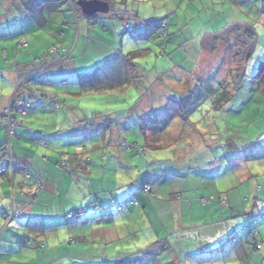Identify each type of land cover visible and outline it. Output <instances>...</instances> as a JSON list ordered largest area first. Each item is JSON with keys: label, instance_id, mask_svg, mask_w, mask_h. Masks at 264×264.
I'll return each mask as SVG.
<instances>
[{"label": "rangeland", "instance_id": "obj_1", "mask_svg": "<svg viewBox=\"0 0 264 264\" xmlns=\"http://www.w3.org/2000/svg\"><path fill=\"white\" fill-rule=\"evenodd\" d=\"M104 1L112 5L110 12L98 14L96 21L83 13L78 18L69 5L57 13L45 12L42 29L18 0H0V103L16 85L15 62L38 59L36 66L44 68L41 80L30 84L42 97L32 101L29 117L23 119L26 125L12 139L15 149L32 148V140L43 135L61 146L58 155L70 160L67 167L49 168L46 175L45 191L52 184L59 188L51 201L39 203L48 215L45 235L17 236L15 225L26 224L27 219L16 217L0 250L17 254L13 263H5L9 256L1 253L0 264H264V248L257 251L251 245L253 230L264 245V98L254 79L264 62V0ZM149 18H156L162 27L148 24ZM237 22L250 27H240L244 30L236 34L233 29L234 36L226 38L222 32ZM245 30H254L256 39L251 40ZM220 34L222 40L213 41ZM68 50L71 58L60 61ZM140 50H147L146 55L134 59L139 67L131 71L143 76L136 82L139 87L128 85L122 93L84 91L82 74H95L106 65L105 75L113 68L129 75L124 57ZM247 52L252 55L246 61ZM115 56L120 59L112 64ZM244 71L247 78L235 91L231 86L241 82ZM235 73L239 75L233 79ZM197 75L213 91L203 88L206 99L188 119L183 108V119L171 120L174 143L167 140L168 150L145 149L144 133L152 115H140L138 102L148 85L153 84L149 92L154 95L182 96ZM160 82L166 85L164 93ZM228 82L235 97L216 110V95L224 93L222 85ZM57 100L59 108L54 106ZM56 123L61 132L55 131ZM2 139L0 134V145ZM75 157L87 172L75 169ZM163 158L171 160L170 188L185 190V195L162 210L168 227L159 235L166 239L160 240L148 230L154 215L143 188L151 168L161 171ZM38 164L45 167L39 160ZM130 178L135 181L125 184ZM16 181H24L21 172ZM1 184L0 179V221L5 212L12 213L14 204L7 196L12 184ZM121 184L124 187L117 190ZM13 192L21 199L18 190ZM134 199L137 206L130 204ZM78 210L83 214L69 218ZM71 239L78 242L70 243ZM148 252L152 254L144 258Z\"/></svg>", "mask_w": 264, "mask_h": 264}, {"label": "trees", "instance_id": "obj_2", "mask_svg": "<svg viewBox=\"0 0 264 264\" xmlns=\"http://www.w3.org/2000/svg\"><path fill=\"white\" fill-rule=\"evenodd\" d=\"M79 1L80 0H43V1H41V3L40 2L38 3V5H40V6L37 9H39L41 12L42 11H48V12L54 13V12L60 11L64 7L70 5L72 7L73 12H75L77 14L78 18H80L81 17L80 14H82V11H81L80 6L78 5ZM33 2H35V1H33V0L29 1V3H33ZM84 18H86L87 20H91V21H96L98 19L97 16H94V17L84 16ZM151 24H153V23H151ZM159 26H162V25L159 24ZM243 30L244 29L237 28L236 32H242ZM245 35H247L251 40L256 39V32L254 30H252V31L245 30ZM146 51L145 50L132 51L128 54V56L126 57V60H127V64H128L127 68H129L128 69L129 75L127 74L126 76L125 75L119 76V74H117V71H110V74L105 75L106 74V68L104 66L99 67L95 74H82L81 79H82V77L84 78V79H82L83 80V82H82L83 86L82 87H83L84 91H89L91 93H94V92L95 93H98V92L104 93V91L112 89L114 91H119L120 93H122V92H126V90H124V89L128 85L130 87L131 86L138 87V84H136V82L138 79H142L143 76H139V74H140V72H139L138 76L136 77L134 74L132 75L131 71H132V69L139 67V65L136 63V61L134 59H136L138 56L146 55ZM70 54L71 53L68 50L66 53H64L62 58H60V61H63L67 58L70 59L71 58ZM251 55H252V52L246 53V57H247L246 61L250 59ZM46 56H48V55L45 54L43 57H46ZM133 71L135 72V70H133ZM232 71H233V68L231 69V73H232ZM235 75H236V73H235ZM235 75H234V77H232L233 79L238 77L237 75H239V74H237L236 76ZM240 76H241L240 80H238V81H241V82H235L238 86L235 84L236 85V87H235L234 83L231 86V87H233V89H235V91L238 89L239 86L242 85V82L245 81L247 78L245 71H244V73H241ZM31 78L32 77H27L26 79L19 81V83H17V85H16L17 88H19V92H17L16 94H14L10 98L9 103L12 106L17 105L19 103H22L24 105L29 104V108L26 109L25 115H22L20 112H14L13 119H15V121L18 124L16 127L13 128L15 132H14V135L12 137H10L8 135V128L5 126L4 121H2V125L4 124L2 127L5 130V135L3 134L2 144L0 145V168H3V169L5 168L6 171L0 173V177L7 178L8 181L11 182L12 188H13V190H11V193H12L11 198L14 199V204H13L12 213L9 214L8 211L5 212V214L3 215L5 217V219L0 221V236L6 231L7 228H11L10 227L12 225L11 222L16 217L24 219L26 217V215L24 213H25V211H27L28 207H32V206H35L36 204L40 203L41 196L46 190L45 176H44L42 170L40 169L39 171H36L33 166H40L38 164V160H41V162L43 161L45 163H51V156L44 155L43 157H40L39 154L37 153V151L34 150L32 146H30L32 148L25 150L26 154L25 153L20 154L15 149V146H14L15 141L12 140L13 138L17 139L18 128L23 127L24 124L26 125V122L23 119L26 120V118L29 117L30 109L32 108V101L36 100L38 97H42L41 92L37 93L35 90L31 89V87H30ZM254 79H255L256 85H257L256 89L259 91L261 97L264 98V62L261 63L259 70H258L256 76L254 77ZM107 83L109 86H107ZM224 83L222 85L223 86L222 89H225L224 93L217 94L216 98L214 100V105H215L216 110L223 109V107H225L227 104H229L235 97V94H233L231 91L232 88L228 89L229 82L226 85H224ZM85 85H86V87H85ZM159 85H161V84L159 83ZM152 86H153V84L151 85V87ZM203 88H206L207 90H211V92L213 91V86H211V84H209L207 86L203 85V79H200V84L198 86L192 85L191 88H189L186 92H184L182 94V96H172V98L174 100V104L176 107L179 108L180 112L183 110V108L186 109V111H185L186 114H183V116H185V120L188 119L189 115L192 113V111L195 109V107L197 105H199L201 101H204V99H206V98H204V96H206L205 92H202V90H204ZM165 90H166V85H163L161 92L164 93ZM196 91H198V93L200 95H197V96L194 95V93ZM107 92H109V91H107ZM47 98L50 101L54 100L50 96ZM195 101H198L199 103L195 104L194 103ZM54 105L56 106V108H59V107H61V102H59L57 100V101H55ZM7 107H9V105ZM7 107L4 109L6 110ZM4 115L5 114L3 113L2 119H4L3 118ZM180 118H181V114H180ZM153 121H155V118L152 116L150 118V121L147 123L146 127L148 126V124L152 123ZM159 122H160V120H159ZM169 122L171 123V121H169ZM167 123L168 122H166V124ZM158 125H160V124H158ZM157 128H158V126H157ZM32 132L33 131H31V133ZM58 132H61V131H58ZM40 133H42V132H40ZM32 142L38 146H41V148H43L46 151H47V149H49L48 152H51L53 154L58 153L57 150L59 148L61 149V146L59 144H58L59 146L58 145L56 146L55 143L48 141L43 135H40L38 138L33 139ZM19 145H20V143H19ZM141 150H142V148H141ZM7 151H9V153H6ZM60 154H63V153H60ZM2 160H3V162H2ZM68 164H69L68 161L63 159V158H61L60 160L56 161V163H54V165L56 167H61V168L67 167ZM20 172L24 175V181L20 182L21 188L19 189V195H20L19 197H22V199L17 198L18 194L13 192L14 190H16V186H15L16 175ZM31 180H33V183L30 184L29 181H31ZM146 185H151L153 188V184L151 182L145 183L144 187ZM26 188H29V189L26 190ZM143 192H144V188H143ZM130 204H131V201H130ZM121 205L124 206L125 204L123 203ZM121 205H119V206H121ZM20 209H22V210H20ZM74 214L82 215L83 211L78 210V211H76V213H70L69 215H72V217H73ZM74 242H78V241L75 239L70 240V243H74ZM258 243L263 244V242H260L258 240L257 231L253 230L252 231V244L251 245L254 246V248L257 251H260L264 248V246L259 250L256 248Z\"/></svg>", "mask_w": 264, "mask_h": 264}, {"label": "crops", "instance_id": "obj_3", "mask_svg": "<svg viewBox=\"0 0 264 264\" xmlns=\"http://www.w3.org/2000/svg\"><path fill=\"white\" fill-rule=\"evenodd\" d=\"M18 1H19V6L21 8H23L24 11H26V13L28 14L29 17H32L36 21V23H37L39 28L43 29L44 26H45V20H44L43 14L45 12H48V11H42L41 12L39 9H37L40 6V5H38V3L39 2L41 3V1H43V0H33V1H35L33 3H29V1H31V0H18ZM60 11H57V12H60ZM57 12H54V13H57ZM51 13H53V12H51ZM76 16H77V14H76ZM136 20H140L139 16H136ZM156 20H157L156 18H149L146 21L150 25L159 26V22L156 21ZM138 22H140V21H137V23ZM151 23H153V24H151ZM145 26H146V24H145ZM161 27L162 26H160V28ZM229 27L230 28H228L227 30H224L222 32V33H226L227 34L226 38L231 37V35H232V37L234 36L232 34L233 31H234L233 29H235V34L238 33V32H236V27L237 28L250 27V25L245 23V22H243V23H238L237 22L236 24L231 25ZM221 35L222 34H220L217 38L214 37L213 41L215 39L222 40ZM116 58H119V56H115V57L110 59V61H112V64L113 63H118ZM37 60L38 59H36V61L28 60V62L22 63V64L15 62L16 65H17L16 70L18 72V76L16 77L17 78L16 85H17V83H19V81H21L23 79H26L27 77H32L31 80H30L31 82L33 80H37L39 75L44 73V71H43L44 68L39 69L36 66ZM124 62H127L125 57H124ZM102 66H104L106 68V65H100L99 67H102ZM37 69H39V70H37ZM113 71H117V74H119V76H122L124 70H121V69L120 70H115L113 68ZM199 76L200 75H197L195 77V80L190 81L192 83V84L191 83L190 84L194 85V86H198L200 84V79H202V77L201 76L199 77ZM184 77L185 76L182 77L181 81L184 79ZM38 80H41V79H38ZM160 84L162 85L161 82H160ZM190 84L188 85L189 87H190ZM16 85H15V83L13 84V92L9 93V95L11 94V96L10 97L7 96V101L0 103V124H1V119H2L1 112L3 111V109L9 103L10 98L14 94L19 92V90L17 91V86ZM151 85L152 84L148 85V91L145 93V95L138 102V103H140L142 105V106L139 107L138 113L140 115H152L155 118V121H153L152 123L148 124V126L150 125L149 126L150 128H148V126H147L146 127L147 130L144 133V135H145V143H146L145 149H147V148L149 149L150 148V150H152V151L163 152V151L168 150V147L171 146V144L167 143V140H169V141L174 143V139H171L173 134L171 133V131H169V126H170V122L169 121H171L174 117H175V119L179 118L181 112L179 111V108L175 106L174 100H173V98L171 96H168V95L165 96V95H161V94L154 95L155 94L154 91H152L150 93L149 92V88L151 87ZM117 92H119V91H117ZM194 103L198 104L199 102L195 101ZM32 107H33V105H32ZM34 110H37V109L35 108ZM125 113H128V110H126ZM33 115H34V113H33ZM180 119H182V118H180ZM159 120H160V122H159ZM166 122H168V123L166 124ZM158 124H160V125H158ZM157 126H158V128H157ZM55 128H56L55 131L59 130L57 123H56V127ZM0 132H1L0 134L3 136L4 133L2 132L1 127H0ZM27 142H30V141L27 140ZM33 144H34L33 149L37 151V153L39 154L40 157H43L44 155L51 156V163H45V162H43V161L41 162V160H39L40 164L42 163V165L45 166L44 168H42L41 166H39V167H41V170H42V172H43V174L45 176V181H46V175L50 174V171H48L49 168H54V169L57 170V168L54 165V163H56V161L60 160L61 158L66 160L68 157H64L62 155H58L57 153L53 154L51 152H48V151L44 150L41 147H35L36 144L35 143H33ZM57 145L58 144H56V146ZM173 145L174 144H172V147H174ZM26 149H27V145H26ZM26 149L22 148L18 152L20 154H23L24 152H22V151H24ZM131 149H132V147H131ZM138 149H139V152H143L141 150V148H138ZM74 156H77V154H75ZM152 159L154 161H157V159H154L153 157H152ZM75 160H76V163L74 164L75 165V169L78 170L79 172L82 171V170L87 172V168L85 167V165L80 163L81 162L80 158L79 157L78 158L75 157ZM67 161H69L68 163L70 165V160H67ZM71 161L73 162L72 159H71ZM160 161H161V163H163V165L161 166L162 167L161 171L159 172V169L155 170L154 167L151 168L153 170L152 171V176L148 180V182H151L153 184V193H154L153 196H151L149 198V199H151L149 207L153 211L152 215H154V216H153V220L151 222V225H152L151 229L148 228V230H151L157 239H160L159 235L163 231V228L166 229L168 227V224H166V223H168L167 222L168 220L166 218V211L163 213L162 210L167 207L166 204L168 205L172 201L182 200V199H184V195H185V190L183 192L173 191V189H171L170 186H169L171 183H173L171 180L168 181L169 178H170V176H168L169 175L168 172L170 171L169 168H170L171 160H168L167 158H163ZM184 166H185V164H184ZM33 167H35V166H33ZM117 168L120 169V166L117 167ZM132 174H133V177H134L135 172H133ZM184 178L186 179V176H184ZM0 179L2 181L1 185H6L9 182L7 178L0 177ZM188 179H190V176L188 177ZM134 181H135L134 179L130 178L127 182H125V184L128 185V183L131 184ZM10 184H11V182H10ZM123 185L124 184L119 185L117 190H119L122 187H124ZM15 186H16V190L19 191V189L21 188V183L17 182L16 178H15ZM45 186H46V184H45ZM58 188H59L58 186L55 187V184H52L51 186L48 185L49 192L45 191L42 194L40 202H42L43 200L44 201L47 200L48 202L51 201L53 199V197L57 196ZM28 189H26V190H28ZM11 190H12V185H10V190L7 191V196L9 198V200H10V198L12 196ZM188 196L191 197L192 195L190 194ZM21 199H22V197H21ZM146 200H148V199H146ZM152 204H154V206H155L154 208H153ZM147 206H148V204L145 206V208H146L145 213L147 212V209L149 208V207L147 208ZM156 207H157V210H156L157 213H155V211H154ZM41 208H42V206L39 203L36 204L35 206L28 207L27 211H25V212L29 213L26 216L27 223L24 224V223L20 222V223L15 225L16 231L18 232L17 236H21V233H23L22 236L30 237V238L38 237V236H44L45 235L44 231H46V229H45L44 221H45V217L48 216V215H44L42 213ZM20 210H22V209H20ZM158 210H160V211L158 212ZM9 229L10 228H7L6 231H8ZM5 232L0 236V242L3 239ZM162 239L164 240L166 238H161L160 240H162ZM160 240H157V241H160ZM13 244H16V243H12V245ZM22 250H24V247H22ZM22 250L20 249L19 254L23 253ZM1 253L4 254V255L9 256L5 260H3V261H5V263H13L12 262L13 257H14L15 254H17L16 252L12 253L11 251H5L4 252V251L0 250V255H1ZM149 254H152V252H148V254H144V258L146 257V255H149ZM1 259L2 258L0 256V261H1ZM119 260H121V258ZM136 261H138V260H136Z\"/></svg>", "mask_w": 264, "mask_h": 264}, {"label": "built area", "instance_id": "obj_4", "mask_svg": "<svg viewBox=\"0 0 264 264\" xmlns=\"http://www.w3.org/2000/svg\"><path fill=\"white\" fill-rule=\"evenodd\" d=\"M141 27H144V25H141ZM28 108H29V104L24 105L22 103H19L17 105H13V106L9 105V107H7V109L5 110V115L3 117L4 118L3 121H4L5 126L8 128V135L10 137H12L14 135L15 131H14L13 128L16 127L17 124H18L15 121V119H13L14 112H20L22 115H25L26 114V109H28ZM6 153H9V151H7ZM2 162H3V160H2ZM5 171H6L5 168L4 169L0 168V173L5 172ZM144 194L146 196H148V197L153 195V188H152L151 185H146L144 187ZM131 204L134 205V206H137L138 202H137L136 199H134V200H131ZM123 208H124V206H122V205L119 206L120 210H123ZM69 218H72V215H69ZM263 246L264 245L262 243L261 244L258 243L256 248L260 250Z\"/></svg>", "mask_w": 264, "mask_h": 264}, {"label": "water", "instance_id": "obj_5", "mask_svg": "<svg viewBox=\"0 0 264 264\" xmlns=\"http://www.w3.org/2000/svg\"><path fill=\"white\" fill-rule=\"evenodd\" d=\"M78 5L80 6L83 15L86 17L107 14L111 9L110 3L104 0H80Z\"/></svg>", "mask_w": 264, "mask_h": 264}]
</instances>
